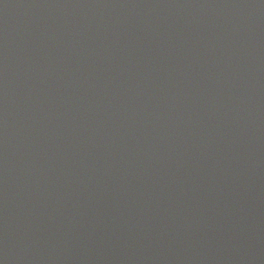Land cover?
<instances>
[{"label":"water","instance_id":"95a60500","mask_svg":"<svg viewBox=\"0 0 264 264\" xmlns=\"http://www.w3.org/2000/svg\"><path fill=\"white\" fill-rule=\"evenodd\" d=\"M0 88L264 242V0H0Z\"/></svg>","mask_w":264,"mask_h":264}]
</instances>
